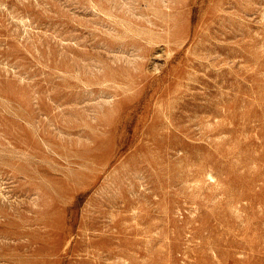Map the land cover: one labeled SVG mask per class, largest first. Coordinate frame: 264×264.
I'll return each instance as SVG.
<instances>
[{"label": "rangeland", "instance_id": "rangeland-1", "mask_svg": "<svg viewBox=\"0 0 264 264\" xmlns=\"http://www.w3.org/2000/svg\"><path fill=\"white\" fill-rule=\"evenodd\" d=\"M0 202V264H264V0H0Z\"/></svg>", "mask_w": 264, "mask_h": 264}, {"label": "bare ground", "instance_id": "bare-ground-1", "mask_svg": "<svg viewBox=\"0 0 264 264\" xmlns=\"http://www.w3.org/2000/svg\"><path fill=\"white\" fill-rule=\"evenodd\" d=\"M1 203V202H0ZM4 204H5V202H4Z\"/></svg>", "mask_w": 264, "mask_h": 264}]
</instances>
